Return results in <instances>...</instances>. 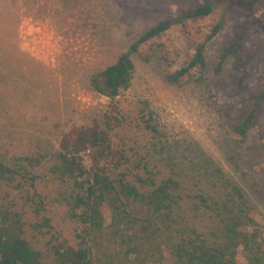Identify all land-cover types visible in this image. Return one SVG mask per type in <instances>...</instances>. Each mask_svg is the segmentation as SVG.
<instances>
[{
	"label": "rangeland",
	"instance_id": "374dc122",
	"mask_svg": "<svg viewBox=\"0 0 264 264\" xmlns=\"http://www.w3.org/2000/svg\"><path fill=\"white\" fill-rule=\"evenodd\" d=\"M212 2V15L176 25L141 46L132 55V84L117 97L91 87V75L115 62L149 28ZM222 18V30L207 44V82H169L167 73L184 64L194 44L204 41ZM37 21L59 35L56 63L22 48L24 27ZM239 35L244 38L246 65L241 85L232 59L219 58L223 45ZM263 86L264 0H0V156L10 164L24 156L43 158L36 172L45 208L36 212L27 189L11 188L6 198L10 209L21 214L25 237L51 264L55 244L77 246V223L62 199L67 185L49 169L62 141L74 142L85 127L107 129L115 151L131 158L134 172L141 161L142 167L147 162L152 171L167 174L169 160L181 168L212 161L232 173L229 155L241 147L244 177L258 196V219L264 227V105L258 124L243 140L216 105L233 104L240 113L246 105L242 100ZM144 111H153L164 134L161 155L154 151L156 137L141 120ZM82 157L88 169L97 163L90 150ZM46 219L49 226H36ZM239 257L243 259L241 253ZM105 259L104 251H95L94 264H106Z\"/></svg>",
	"mask_w": 264,
	"mask_h": 264
},
{
	"label": "trees",
	"instance_id": "16d2710c",
	"mask_svg": "<svg viewBox=\"0 0 264 264\" xmlns=\"http://www.w3.org/2000/svg\"><path fill=\"white\" fill-rule=\"evenodd\" d=\"M215 8L214 2L200 4L149 28L115 62L91 75V87L114 99L131 86L136 68L132 55L141 46L176 25L212 15ZM224 23L220 19L204 41L194 44L190 58L167 73L169 82H207V44ZM219 58L221 62L232 59L241 85L246 78L243 36L227 41ZM241 103L246 105L236 114L233 104L216 101L224 121L243 140L258 124L264 86ZM141 120L156 137L155 153L163 154L164 134L154 122L153 111H144ZM89 150L97 162L90 169L82 157ZM121 153L115 151L108 130L100 127L82 128L74 142L64 139L55 151L49 171L67 185L62 199L77 223L78 244H55L53 264H94L93 255L100 250L106 253V264H264L258 196L244 177L241 147L229 155L232 173L212 161L181 168L169 160H165L167 174L152 171L147 162L142 167L141 161L135 167L139 171L134 172L131 158ZM42 162L40 156H24L10 164L0 156V264H51L25 237L21 214L6 201L11 188L27 189L36 212L45 208L37 188L36 166ZM36 226H49V220Z\"/></svg>",
	"mask_w": 264,
	"mask_h": 264
},
{
	"label": "built area",
	"instance_id": "2783aa9c",
	"mask_svg": "<svg viewBox=\"0 0 264 264\" xmlns=\"http://www.w3.org/2000/svg\"><path fill=\"white\" fill-rule=\"evenodd\" d=\"M30 24L21 34L23 50L36 58L56 63L61 52L59 35L56 36L55 30L46 23Z\"/></svg>",
	"mask_w": 264,
	"mask_h": 264
}]
</instances>
